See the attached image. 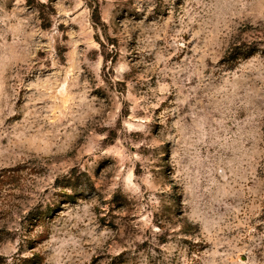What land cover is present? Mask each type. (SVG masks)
<instances>
[{"label":"rangeland","instance_id":"obj_1","mask_svg":"<svg viewBox=\"0 0 264 264\" xmlns=\"http://www.w3.org/2000/svg\"><path fill=\"white\" fill-rule=\"evenodd\" d=\"M34 254L264 264V0H0V257Z\"/></svg>","mask_w":264,"mask_h":264},{"label":"trees","instance_id":"obj_2","mask_svg":"<svg viewBox=\"0 0 264 264\" xmlns=\"http://www.w3.org/2000/svg\"><path fill=\"white\" fill-rule=\"evenodd\" d=\"M96 14H98V13H96ZM39 257V255L38 254H34L32 257H27V258H23V257H13V260H14V262L12 263V264H28V263H30L33 259H34V261L33 262H35L36 261V259ZM0 264H4V263H2V261H1V257H0Z\"/></svg>","mask_w":264,"mask_h":264},{"label":"clouds","instance_id":"obj_3","mask_svg":"<svg viewBox=\"0 0 264 264\" xmlns=\"http://www.w3.org/2000/svg\"><path fill=\"white\" fill-rule=\"evenodd\" d=\"M121 70H122V69H121ZM29 87H31V86H29ZM65 87H67V83H65V84L61 87L60 91L63 92Z\"/></svg>","mask_w":264,"mask_h":264}]
</instances>
